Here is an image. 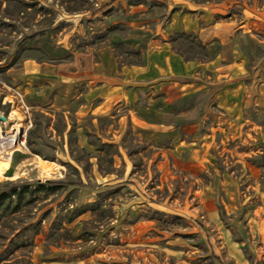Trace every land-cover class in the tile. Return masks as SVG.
Returning <instances> with one entry per match:
<instances>
[{"label": "rangeland", "instance_id": "1", "mask_svg": "<svg viewBox=\"0 0 264 264\" xmlns=\"http://www.w3.org/2000/svg\"><path fill=\"white\" fill-rule=\"evenodd\" d=\"M23 1L27 5L39 4L46 13L33 16L34 9L26 8V12L14 17L13 5L0 0V32L4 36L0 37V58L14 54V49L3 47L9 37H18L24 45L39 49L15 55L13 69L20 68L27 59L62 64L71 55L108 46L114 34L118 39L127 38L128 25H142L156 14L164 25L170 20L167 8L151 0ZM188 1L221 3L231 8L247 5L264 8V0ZM232 12L240 16V10ZM147 13L148 20H133ZM51 17L54 24L47 26ZM37 22L46 27L41 34L32 36ZM111 26L113 30L102 32ZM100 32L105 36L100 38ZM171 39L173 50L184 58L205 57V49L193 37L181 35ZM130 51L122 43L113 47L119 66L137 63ZM9 73L0 72L2 105H8L7 116L0 114V138L6 133H16L18 148L9 145L5 151L0 149V183L19 179L41 183L81 181L90 189L69 188L45 201L22 207L14 216L3 215L0 258L7 264H264V105L252 108L249 113L254 122L249 155V143L231 139L223 154L222 146L216 147L220 134L214 131L212 162L221 173L204 170L200 166L201 157L194 164L176 165L170 153L135 136L123 108L95 120L69 116L72 132L69 136L64 133L63 141L50 126H43L38 136L50 145L44 151L56 157V161L47 162L27 149L26 133L34 127L28 128V117L17 107L13 95L16 91L20 93L31 108L32 126L39 113L50 114L54 122L61 113L48 108L49 101L54 102L56 94H65L68 100L73 90L71 86L63 89L38 80L28 84L24 79L16 84ZM41 92H45L44 101L40 99ZM78 128L81 131L77 132ZM202 130L206 131V126ZM69 138L92 156L96 152L88 145L90 139L99 138L102 143L114 145L118 154L113 159V174L101 177L96 160H88L74 145H67ZM8 152L9 162L4 161ZM70 152L80 162H72ZM6 163L8 168L4 166ZM102 169H108L105 161ZM122 184V188L117 187ZM98 186L115 188L106 190L99 198ZM95 203L99 208H89ZM32 217L35 220L30 223H35L36 230L32 228L20 235L12 232ZM70 217L75 219L69 224Z\"/></svg>", "mask_w": 264, "mask_h": 264}, {"label": "crops", "instance_id": "2", "mask_svg": "<svg viewBox=\"0 0 264 264\" xmlns=\"http://www.w3.org/2000/svg\"><path fill=\"white\" fill-rule=\"evenodd\" d=\"M151 1L167 8V24L156 14L142 25H128L127 38L118 39L114 34L108 46L71 55L56 65L27 59L20 68L8 72L16 84L25 79L28 84L38 80L63 89L71 86L70 99L56 94L54 102L48 103V108L60 112L67 122L69 116L95 120L123 108L135 136L170 153L176 165L194 164L201 157L204 170L221 173L212 162L214 131L220 134L216 147L222 146L223 154L231 139L249 143V155L254 134L249 113L264 105V8ZM233 9L240 10V16ZM149 17L147 13L133 20ZM181 35L193 37L205 49V57L190 59L176 53L171 37ZM119 43L137 51L140 60L119 66L113 54ZM44 95L40 93L41 101ZM45 116L51 118L50 114ZM117 154L115 151L114 157ZM113 171L114 163L108 175ZM114 188L102 187L96 193Z\"/></svg>", "mask_w": 264, "mask_h": 264}, {"label": "trees", "instance_id": "3", "mask_svg": "<svg viewBox=\"0 0 264 264\" xmlns=\"http://www.w3.org/2000/svg\"><path fill=\"white\" fill-rule=\"evenodd\" d=\"M6 2H9L13 5V10L11 13V16L17 17L19 14H22L23 12H26V8H33L34 13L33 16H35L36 13H46V10L36 3V5L29 4L27 5L25 1L23 0H3ZM24 9V11H22ZM54 24V19L51 17L50 22L47 24V26H52ZM34 29L31 30L32 36H37L41 34L46 26H40V22H37L34 25ZM111 30H113V27L104 31V33H108ZM108 31V32H107ZM101 33L99 35L100 38L104 37L105 34ZM15 36H18L16 33ZM0 37L3 39V34L0 32ZM25 38V37H24ZM10 41L3 45L4 48L14 49V54L10 56H6V58L1 59L0 58V72L5 73L7 70L11 69L14 66V62L16 60L15 55H20L24 53L25 51H31V50H39L35 49L33 46H26L23 43V40H20L18 37L8 38ZM132 54L135 55L137 60H140V55L137 51H130ZM4 55H6V52H3ZM41 62V61H39ZM138 62V61H137ZM4 96L0 94V114L4 117L7 116L8 113V105H2ZM36 123L32 125L34 129H29L26 133V147L29 150V152L35 156L40 157L44 161L54 162L56 161V157L53 155V153L45 152L44 148H50V145H48L45 140H42L41 137L38 136V133L42 130V127L45 126L51 127L52 131L57 134V137H61V140L63 141V134L66 132V135L71 134V125L67 122V118L63 115L56 116L55 121L52 123L51 126V118L42 114L35 115ZM88 137L91 138V135H88ZM95 140H91L88 142V144L92 147H94L96 156L90 155V153H87L79 149L76 145V141L74 139L69 138L67 140V145L72 147L74 145V148L78 151L79 154L82 156L85 155V157L89 160L90 158H94L97 162L98 172L100 175H108L112 172V165H113V157L115 155L114 146L112 144H103L100 142L98 138H94ZM55 150V147L54 149ZM69 157L72 162L78 163L80 162L79 158L71 157L72 152L69 153ZM131 155V154H129ZM87 160V162H88ZM105 161L108 165L107 170L102 169V163ZM62 165L66 167H71L69 163H62ZM109 168H111L109 170ZM69 188H82V189H90V187L83 185L81 181L78 183H71V182H65V181H45L44 183H41L40 181H28V182H22L20 179L16 181H7L4 183H0V223H1V217L3 215L6 216H14L16 215L19 210L22 207L31 206L35 204L36 202L45 201L49 196H56L59 195ZM102 187H99L96 189V191L101 190ZM103 193L98 194V197H102ZM89 208H99V205L97 203L89 205ZM79 213V212H78ZM79 215H81L79 213ZM34 216V215H33ZM74 217H70L67 220V223H71L74 221ZM33 220H35L34 217L30 219L28 222H24L23 225L20 227H14L12 229V232H16L17 235L27 233L30 229L35 228V223H30ZM39 231H36L35 235H38ZM23 244V243H22ZM0 264H7L5 259L0 258Z\"/></svg>", "mask_w": 264, "mask_h": 264}, {"label": "bare ground", "instance_id": "4", "mask_svg": "<svg viewBox=\"0 0 264 264\" xmlns=\"http://www.w3.org/2000/svg\"><path fill=\"white\" fill-rule=\"evenodd\" d=\"M17 143H18V141H17V134L16 133H13V132L9 133V134L6 133L4 138L3 137L0 138V149L5 151L8 149L9 145H13V147H14L13 149H16V147L18 146V145H16ZM10 152H8L9 154L5 153L7 157L5 158L4 161L9 162L11 160V155H10L11 153ZM4 166H5V168H8L7 163L4 164ZM0 173H1V171H0Z\"/></svg>", "mask_w": 264, "mask_h": 264}, {"label": "built area", "instance_id": "5", "mask_svg": "<svg viewBox=\"0 0 264 264\" xmlns=\"http://www.w3.org/2000/svg\"><path fill=\"white\" fill-rule=\"evenodd\" d=\"M13 97H14V99L16 101L17 107H19L21 109V111L23 112L24 116L26 115L28 117V128L31 127V123H30V120H29L30 108L25 104L22 95L20 93H18L17 91L14 93Z\"/></svg>", "mask_w": 264, "mask_h": 264}]
</instances>
